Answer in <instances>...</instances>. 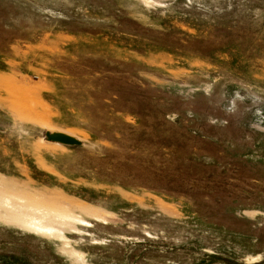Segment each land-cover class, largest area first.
I'll use <instances>...</instances> for the list:
<instances>
[{
    "label": "rangeland",
    "instance_id": "1",
    "mask_svg": "<svg viewBox=\"0 0 264 264\" xmlns=\"http://www.w3.org/2000/svg\"><path fill=\"white\" fill-rule=\"evenodd\" d=\"M0 264H264V0H0Z\"/></svg>",
    "mask_w": 264,
    "mask_h": 264
},
{
    "label": "water",
    "instance_id": "2",
    "mask_svg": "<svg viewBox=\"0 0 264 264\" xmlns=\"http://www.w3.org/2000/svg\"><path fill=\"white\" fill-rule=\"evenodd\" d=\"M49 138L64 142V143H77L78 140L63 132H52L48 134Z\"/></svg>",
    "mask_w": 264,
    "mask_h": 264
}]
</instances>
